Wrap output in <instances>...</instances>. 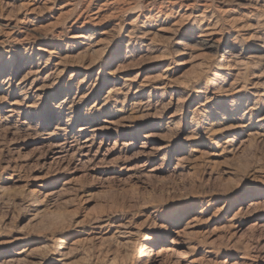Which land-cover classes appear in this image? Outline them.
I'll list each match as a JSON object with an SVG mask.
<instances>
[{"label": "rangeland", "instance_id": "rangeland-1", "mask_svg": "<svg viewBox=\"0 0 264 264\" xmlns=\"http://www.w3.org/2000/svg\"><path fill=\"white\" fill-rule=\"evenodd\" d=\"M0 68V264H264V0H0Z\"/></svg>", "mask_w": 264, "mask_h": 264}, {"label": "bare ground", "instance_id": "bare-ground-1", "mask_svg": "<svg viewBox=\"0 0 264 264\" xmlns=\"http://www.w3.org/2000/svg\"><path fill=\"white\" fill-rule=\"evenodd\" d=\"M113 1H115V2H118L119 0H113ZM110 2V1H109ZM205 2V1H204ZM108 3V2H107ZM106 3V4H107ZM209 3V2H208ZM101 5H105L104 3L103 4H101ZM108 5H109V3H108ZM111 5V4H110ZM109 5V6H110ZM102 7V6H101ZM101 7H100V9H99V7H97V10L98 11H96V12H94L96 15H98L99 13H100V11H101ZM205 8V7H204ZM34 8L33 9H31V12L33 13L34 12ZM102 10H103V8H102ZM30 12V13H31ZM96 15H94V16H96ZM102 16V15H101ZM93 18V17H92ZM95 18V17H94ZM98 18V17H97ZM96 19V18H95ZM179 21V20H178ZM203 21V20H202ZM175 25H177V23H174ZM178 25H179V23H178ZM15 26V25H14ZM217 26V25H216ZM208 27V26H207ZM214 27V26H213ZM14 28V27H13ZM135 29V28H134ZM214 29V28H213ZM31 30V29H30ZM132 31V30H131ZM213 30H210V32H208V34H207V38L205 39L206 41H207V43H216L217 42V40L215 39V36H214V31L212 32ZM149 33V32H148ZM147 32H146V34H148ZM205 34V33H204ZM217 34V33H216ZM203 35V34H202ZM77 37H79V38H86V35L85 34H79ZM211 44V45H212ZM228 52V51H227ZM133 53L131 52L130 54H128V55H132ZM127 55V56H128ZM234 55V54H233ZM236 55V54H235ZM240 55V54H239ZM233 57V56H232ZM239 57V56H238ZM238 57H237V59H238ZM235 58V57H234ZM233 58V59H234ZM114 61V60H113ZM58 62V61H57ZM0 72L2 73V68H0ZM113 89V88H112ZM113 90H115V89H113ZM112 91V90H111ZM109 93H111V92H109ZM149 109V108H148ZM10 110V109H9ZM81 129H85L84 127H82ZM208 130H209V128H208ZM219 130V129H218ZM217 130V131H218ZM209 133V132H208ZM212 134H214V133H216V129H212V132H211ZM211 134V135H212ZM62 144V143H61ZM62 147V146H61ZM164 148V146L162 147V149ZM67 149V148H66ZM62 151V150H61ZM252 205V204H251ZM241 209V208H240ZM157 243H158V239H154L153 238V240H151V244L150 245H148V246H146L145 247V249H143V259H144V261H145V264H160L161 263V259H162V253H164L163 251H166V252H168V251H171L172 250V247H164V248H162L161 249V251L159 250H157L156 249V245H157ZM25 251H28V250H22L20 253H23V252H25ZM165 252V253H166ZM144 263V262H143Z\"/></svg>", "mask_w": 264, "mask_h": 264}]
</instances>
